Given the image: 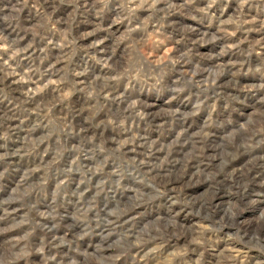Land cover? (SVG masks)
<instances>
[{
  "label": "clouds",
  "instance_id": "9594fccd",
  "mask_svg": "<svg viewBox=\"0 0 264 264\" xmlns=\"http://www.w3.org/2000/svg\"><path fill=\"white\" fill-rule=\"evenodd\" d=\"M0 264H264V0H0Z\"/></svg>",
  "mask_w": 264,
  "mask_h": 264
}]
</instances>
